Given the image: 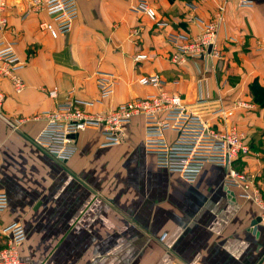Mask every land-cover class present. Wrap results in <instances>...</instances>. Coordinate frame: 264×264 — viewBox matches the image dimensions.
<instances>
[{"label": "crops", "instance_id": "0c3cea01", "mask_svg": "<svg viewBox=\"0 0 264 264\" xmlns=\"http://www.w3.org/2000/svg\"><path fill=\"white\" fill-rule=\"evenodd\" d=\"M134 1L79 0L80 15L66 35L41 29L51 19L44 10L29 13L30 0H6L0 8V40L16 41L26 62L23 92L8 78L1 82L0 192L9 205L0 212V248L7 243L3 228L19 221L27 232L20 248L26 264H264V222L252 227L259 205L241 187L226 190L225 167L206 164L189 183L157 166L145 150L141 115L118 145L103 146L99 130L81 131L66 163L36 142L43 111L70 97L93 102L91 112L107 110L155 91L138 80L158 73L186 104L222 99L232 111L223 124L245 130L251 146L234 167L264 195V0L244 8L237 0H150L158 21L133 12ZM221 8L220 55L173 63L169 35L198 34ZM142 53L148 58L136 62ZM99 72L115 77L105 100ZM43 88H58V95ZM115 154L121 159L108 162Z\"/></svg>", "mask_w": 264, "mask_h": 264}, {"label": "built area", "instance_id": "2783aa9c", "mask_svg": "<svg viewBox=\"0 0 264 264\" xmlns=\"http://www.w3.org/2000/svg\"><path fill=\"white\" fill-rule=\"evenodd\" d=\"M205 1V0H199ZM256 0H237L239 7H252ZM6 0H0V8ZM135 13H142L153 21H158L156 8L150 0H135L130 6ZM44 10L51 19L41 21L43 30L52 29L60 35L70 32L73 22L80 15L79 0H30L28 12ZM223 8L204 24L201 32L191 34L176 32L168 37L174 47L172 62L180 65L189 59L219 56L217 37L223 20ZM6 25L7 19H2ZM140 29L132 28L130 34L138 37ZM148 58L145 53L134 57L136 62ZM26 66L17 51L16 41L0 40V112L6 94L1 82L8 78L16 93L26 89L25 80L19 74ZM100 100L108 99L114 92V74L99 72ZM143 86L154 87L142 96H135L116 107L91 112L86 106L91 101L70 97L58 103L53 109L42 112L45 125L36 137V142L59 162H68L78 150L77 135L86 129H96L104 137L103 146L118 145L125 139V126L137 115L144 118V146L147 153L154 155L157 166L178 172L189 182H195L206 164L212 163L226 169L225 188L241 187L246 198L253 199L261 208L264 222V196L252 188L246 174L238 171L234 164L251 152L250 141L245 130L237 125L226 126L224 118L232 111L227 109L222 99H201L194 104H186L181 95L165 88L161 75L154 73L139 78ZM50 97L58 95V88H43ZM20 125L23 119L16 121ZM16 125V124H15ZM172 133L173 136H169ZM9 196L0 192V212L7 209ZM7 243L0 248V264H26L21 259L20 248L26 240L25 226L14 221L3 228Z\"/></svg>", "mask_w": 264, "mask_h": 264}, {"label": "rangeland", "instance_id": "374dc122", "mask_svg": "<svg viewBox=\"0 0 264 264\" xmlns=\"http://www.w3.org/2000/svg\"><path fill=\"white\" fill-rule=\"evenodd\" d=\"M108 159H109L108 162H113L112 160L117 161L118 159H121V157L119 158V157L115 154V155H113V156H109ZM225 177H226V175H225ZM224 181H225V178H224ZM262 195H263V194H262ZM263 196H264V195H263ZM251 200H253V199H251Z\"/></svg>", "mask_w": 264, "mask_h": 264}, {"label": "water", "instance_id": "95a60500", "mask_svg": "<svg viewBox=\"0 0 264 264\" xmlns=\"http://www.w3.org/2000/svg\"><path fill=\"white\" fill-rule=\"evenodd\" d=\"M261 221V217H258L257 219H255L253 222H252V227H253V230H257V224L258 222Z\"/></svg>", "mask_w": 264, "mask_h": 264}, {"label": "trees", "instance_id": "16d2710c", "mask_svg": "<svg viewBox=\"0 0 264 264\" xmlns=\"http://www.w3.org/2000/svg\"><path fill=\"white\" fill-rule=\"evenodd\" d=\"M250 148H251V146H250ZM239 159H241V157H240V158H238L237 160H239Z\"/></svg>", "mask_w": 264, "mask_h": 264}]
</instances>
